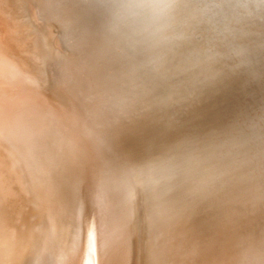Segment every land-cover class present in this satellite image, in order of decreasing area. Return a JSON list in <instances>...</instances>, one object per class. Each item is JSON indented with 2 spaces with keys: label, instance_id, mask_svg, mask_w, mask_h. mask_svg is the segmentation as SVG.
<instances>
[{
  "label": "bare ground",
  "instance_id": "bare-ground-1",
  "mask_svg": "<svg viewBox=\"0 0 264 264\" xmlns=\"http://www.w3.org/2000/svg\"><path fill=\"white\" fill-rule=\"evenodd\" d=\"M160 1L0 0V264H134L138 232L145 264H264V204L253 193L264 179V128L234 107L243 80L208 70L205 58L220 53L203 54L196 38L200 21L210 38L231 34L224 55L264 74L262 41L237 44L228 19L264 0H174L191 8L173 28L189 80L172 109L175 143L156 157L143 152L146 138L136 144L128 72L157 63L139 34L109 31L139 28L144 9L157 22L147 6ZM32 207L44 211L36 244Z\"/></svg>",
  "mask_w": 264,
  "mask_h": 264
},
{
  "label": "water",
  "instance_id": "water-1",
  "mask_svg": "<svg viewBox=\"0 0 264 264\" xmlns=\"http://www.w3.org/2000/svg\"><path fill=\"white\" fill-rule=\"evenodd\" d=\"M157 4H169L172 6L170 13L166 16H163V19L159 17L157 22H154V19L150 15V13H148L144 9L143 13L146 16L147 20H144V18L141 19L139 21V28H136L135 23L130 22V24L126 25L125 22L124 24H122L123 26L119 24V26L117 25L109 31L111 37L120 35L127 39H132L130 37H134L136 36V34H139V36L141 37L139 39V42H142V45L144 46V49L147 52V55L149 56V58L152 57L157 63V66H155L153 71L145 70L142 66V63L137 67L134 63H132L134 65V70L133 72H128V79L131 82V85L134 90V94L130 96L131 103L135 106L136 109L139 108L140 111V113L133 116L134 121L136 123L134 128L136 129L135 138L139 140L136 142V144L139 145L140 141L146 138V140H149V142L148 145L144 147L143 152H151L152 155L154 154L153 156L156 157L159 156V152L165 146H172L175 143L174 138L176 136L177 129L175 128L174 124L176 121V115L172 113L169 116V118L171 119V125L170 128H166V130L170 131L168 132L170 140L165 143L162 140V136L164 135V133L158 132L155 129L156 127L153 121L152 123L154 124V128L150 127V125L149 127L146 126V121L144 120L145 114H148V116L152 119H156V114H159L158 111L167 112L168 107H170L172 111L177 98L181 99L182 102L184 97L183 89L186 88V84L188 83L187 81L189 80V77L186 78V68H183L181 63L175 60V58L178 57L176 54V57H173L171 59H169L168 57L170 65L172 64V70L168 72V70L164 71L160 68L162 62L165 61L167 58V56H164L160 50H162V48H166L167 50L170 49L173 51L174 47H176L177 44L180 43L182 38H174V35H172V38H167L166 36H164V28L165 30L170 29L172 24H175V27H177L176 16H178L177 19L181 18V24L185 27L186 15H188V13L191 11V8H189L188 3H185L179 7L177 2L174 0H161ZM263 11L264 8H261L260 10H257L256 13H252L248 16L244 15L243 12L238 11L237 13H235V15L228 16V19L230 20L229 25H240L238 28L236 26L234 27V35L237 36V38H240L245 41L247 38L248 40H250V44L255 43L256 45H259V40H261L264 46ZM199 28L201 29V32L204 29L206 30L205 21L199 22L198 29ZM230 28H232V26ZM259 29H262L263 33H258L256 31ZM110 39L113 40V38ZM113 42L118 43V41L116 40ZM129 46H131V44H129ZM158 47L159 52L155 54V50ZM56 48V50L59 49L58 47ZM138 58L139 56L136 54V60H138ZM161 105L163 108L161 107ZM143 109L144 111L146 110L145 114H141V111ZM262 181H264V179ZM262 181L254 182L253 185V193L258 195L259 197V200L256 201L257 206H261V204H264V183L262 185ZM261 195H263L262 201L260 198ZM248 242H252L251 235L250 237H248ZM259 242L260 240L255 245H257ZM258 249L260 252L263 250L264 253V244L262 245L260 242L258 245Z\"/></svg>",
  "mask_w": 264,
  "mask_h": 264
},
{
  "label": "rangeland",
  "instance_id": "rangeland-1",
  "mask_svg": "<svg viewBox=\"0 0 264 264\" xmlns=\"http://www.w3.org/2000/svg\"><path fill=\"white\" fill-rule=\"evenodd\" d=\"M175 24H172L171 25V28L168 30V32L172 35L173 34V28H174ZM236 27L237 26H240V25H235ZM234 25H232V29H234L235 27ZM238 28V27H237ZM262 29H259V30H256L258 33L262 32L261 31ZM48 31V32H47ZM203 32V33H202ZM202 32H199V34L196 36L197 38V41H198V48L200 49V51L205 54V53H210L212 50L217 52V53H220V57L219 58H215L213 56H209L210 58H205L206 59V63L209 65L210 63V66L209 68H207L208 70H210L211 72H214L217 76H220V77H223L226 76L225 74H232V75H235V76H238L240 77L241 82L245 88H244V93L241 92L238 94L237 97H232L234 99H236V104H234V107H237L239 108V113L242 114L243 112L246 113V115L248 114L250 116L251 114V121H253L255 124H258L259 123V127L260 128H264V117H262L264 115V111H262V108L264 109V74H259V68L258 67V70H255V69H251V70H247L245 65H244V58L239 55V56H236L234 54H231V57L230 56H225L224 54L225 53H228V50L226 49V45L224 44V36H228V35H231V34H223V33H220L218 34V36H214L212 38H210L209 34H210V31L208 28H206V30H202ZM51 34V35H50ZM46 35L47 37L45 38V47L47 48L48 51H50L51 53L52 52H55V46H54V43H53V37H54V32L52 30V27H49L46 29ZM50 35V36H49ZM52 36V37H51ZM232 36V35H231ZM49 38V39H48ZM52 38V39H51ZM234 39H235V42L239 45H247L249 46L250 43L248 42V40L246 39L245 40H242L240 38H237V36H234ZM238 39V40H237ZM239 41V42H238ZM241 41V42H240ZM201 43V44H200ZM248 43V44H247ZM54 48V49H53ZM214 48V49H212ZM205 49V50H204ZM161 53L164 55V56H167L166 60L162 62V64L160 65V68L161 70H164V71H167L168 72L170 70H172L171 66L172 64L170 65V61L169 59L173 58V57H176L175 54L178 56L175 58L176 61H179L180 62V53H181V46H179V43L177 44L176 47H174L173 51L172 50H167L166 48H163V50H160ZM199 51V50H198ZM219 51V52H218ZM169 57V59H168ZM213 57V58H212ZM168 59V61H167ZM210 59V60H209ZM213 60V61H211ZM167 61V63H166ZM210 61V62H209ZM212 66V68H211ZM221 67V68H220ZM220 68V69H219ZM235 68V69H234ZM216 69V70H215ZM225 72V74L223 72ZM245 72V73H244ZM219 73V74H218ZM235 73V74H234ZM239 74V75H238ZM215 75V76H216ZM251 75V76H250ZM257 75V76H256ZM217 76H216V79H217ZM254 76V77H253ZM256 76V77H255ZM255 78V79H254ZM261 78V79H260ZM263 79V80H262ZM252 80V81H251ZM259 82V83H258ZM217 84V81L214 82V85ZM167 85V84H166ZM169 85V84H168ZM172 85V84H171ZM258 85V86H257ZM251 87V88H248V87ZM257 88V89H256ZM261 91V92H259ZM252 92V93H251ZM250 96V97H249ZM252 96V97H251ZM259 96V98H258ZM257 99V100H256ZM260 99V101H258ZM246 101V102H245ZM241 102V103H240ZM255 102V103H254ZM246 103V105H245ZM241 104V105H240ZM263 105V106H262ZM162 107V105H161ZM253 107V108H251ZM163 108V107H162ZM242 108V109H241ZM255 108V109H254ZM260 108V109H259ZM251 109V110H250ZM259 109V110H258ZM170 110V111H169ZM255 113H254V112ZM262 111V112H261ZM159 114L157 115L156 114V119H152L148 116V114H145L146 113V110L144 111V109L141 111V114H145V117H144V120L146 121V126L149 127H153L154 128V124L152 123V121L155 123V129L158 131V132H163L164 135L162 136V140H165L166 142L168 140H170V136H168V132H170L169 130H166V128H170V118L169 115L172 114V111L170 109V107L167 108V112H162V111H158ZM261 115V116H260ZM258 116V117H257ZM262 119H261V118ZM166 118V119H164ZM258 118V119H257ZM244 122V121H243ZM262 122V123H261ZM144 123V122H143ZM176 123V122H175ZM263 126V127H262ZM167 132V133H166ZM142 199H138V204L140 206L141 203H142ZM9 209H11L10 211L7 212V215L8 217L11 219V222H13L12 220V216L15 215V213L13 214V207H9ZM26 211H29L27 214V217L30 218L31 221H33L34 224L36 227H37V234H35V236L33 237V242L36 244L37 241H39L41 239L40 235H41V229L43 228V215L41 214L44 213L43 210L41 209H38L37 207H32V208H27ZM34 212V213H33ZM30 213L32 214V216L30 215ZM26 215V214H25ZM35 217V218H34ZM34 218V219H33ZM17 221V220H16ZM15 222V221H14ZM38 223V224H37ZM40 227V228H39ZM39 228V229H38ZM142 233V232H141ZM39 235V236H38ZM139 235V236H138ZM141 240H142V236L140 234V232L137 233V236H136V247L134 249V264H141L142 260L146 263V257H147V254H146V250L142 247V243H141ZM6 241V240H5ZM9 241V240H8ZM7 242V241H6ZM141 244H140V243ZM6 246V245H5ZM142 247V248H141ZM141 248V249H140ZM8 249L5 248L4 251L7 252ZM136 250V251H135ZM3 251L4 253V256L7 257V255H5V252ZM9 251V250H8ZM140 251V252H139ZM142 251V252H141ZM27 253L25 254L27 257H30V252L31 250L26 251ZM9 253V252H8ZM140 253V254H139ZM10 254V253H9ZM140 259H139V257ZM10 257V256H8ZM145 257V258H144ZM138 258V259H136ZM144 258V259H143ZM24 260V259H23ZM137 260V261H136ZM140 263H139V261ZM138 262V263H136ZM142 263V264H145V263ZM26 264V263H24Z\"/></svg>",
  "mask_w": 264,
  "mask_h": 264
},
{
  "label": "clouds",
  "instance_id": "clouds-1",
  "mask_svg": "<svg viewBox=\"0 0 264 264\" xmlns=\"http://www.w3.org/2000/svg\"><path fill=\"white\" fill-rule=\"evenodd\" d=\"M152 15L157 17H163L170 13L171 5L169 4H153L147 6Z\"/></svg>",
  "mask_w": 264,
  "mask_h": 264
}]
</instances>
